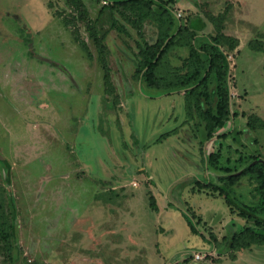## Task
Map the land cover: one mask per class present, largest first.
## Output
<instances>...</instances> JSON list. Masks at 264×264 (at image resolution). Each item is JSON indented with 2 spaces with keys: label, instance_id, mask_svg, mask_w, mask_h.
<instances>
[{
  "label": "rangeland",
  "instance_id": "1",
  "mask_svg": "<svg viewBox=\"0 0 264 264\" xmlns=\"http://www.w3.org/2000/svg\"><path fill=\"white\" fill-rule=\"evenodd\" d=\"M151 1L158 16L162 6L193 27L199 40L190 43L215 36L210 17L224 14L225 34L239 39L235 50L223 47L233 117L213 139L188 89H152L137 73L143 41L159 37L158 21L136 23L141 11L83 0L105 37L107 83L72 0H0V156L12 166L0 158V264H264V247L224 251L229 233L253 223L219 192L196 186L224 187L229 173L264 160V129L248 125L252 116L264 122V48H250L264 45V0ZM189 53L178 39L160 75L176 81ZM216 87L213 80L209 88ZM46 129L57 134L49 135V154ZM14 160L30 162L13 170ZM231 195L259 202L250 177Z\"/></svg>",
  "mask_w": 264,
  "mask_h": 264
},
{
  "label": "trees",
  "instance_id": "2",
  "mask_svg": "<svg viewBox=\"0 0 264 264\" xmlns=\"http://www.w3.org/2000/svg\"><path fill=\"white\" fill-rule=\"evenodd\" d=\"M97 1H103L108 5L112 4L117 8H129L135 14L137 11H141L136 23L147 21L149 18L159 22V37L156 42L150 44L146 40L143 41V47L140 51L141 60L137 73L145 81L147 86L152 89L170 91L188 89V95L191 100H194V106L198 114L206 121L208 139H213L219 127L230 122L233 117L230 92L231 62L229 56L224 52L223 47H227L230 51H233L239 46V39L225 34V14L222 17H210V22L215 26L216 35L206 36L204 42L196 45L188 42V39L193 42L199 40L196 31L193 32L190 30L193 27H190V25L185 27L178 24L171 9L162 6L160 7L162 14L158 16L159 13L151 7L153 3L151 0ZM72 3L80 14V18L87 23L89 36L100 52V60L105 69V79L108 83L110 79V68L107 64V51L104 43L105 37L100 36L95 22L90 19L88 9L83 3V0H72ZM137 7L139 8L137 9ZM197 27L199 29L205 28L203 25ZM120 30L123 31V29ZM178 39H185L186 45L190 49L189 57L186 60L187 72L179 75L176 81L168 82V79L161 76L159 71L170 49L177 43ZM81 44L84 48H87L84 42L81 41ZM254 46L252 45L250 48L261 50L264 48L263 44ZM213 80L217 84L215 91H211L209 88ZM203 98L210 106L207 110L204 109ZM215 99H217L216 108L213 106ZM187 106L188 115L192 118L191 102ZM248 125L253 130L264 129V122L260 118L253 116L249 118ZM220 137L224 138L225 134ZM218 159V154H212L210 156L209 164L211 167H218ZM245 177H250L257 183L259 202L256 206L238 203L231 195L233 187L238 185ZM222 180L225 183L224 187L217 186L212 182L203 181H198L196 186L200 190L206 189L219 192L220 195L224 196L225 202L231 210L236 211L240 218L253 223L246 225L241 232L229 233L224 238V251L241 252L249 250L254 246L264 247V160L260 157H253L244 169L229 173ZM152 208H155L153 204ZM187 220L192 232L200 235L201 233L196 229V226L189 217ZM209 241L214 245L217 244V239L214 236Z\"/></svg>",
  "mask_w": 264,
  "mask_h": 264
},
{
  "label": "crops",
  "instance_id": "3",
  "mask_svg": "<svg viewBox=\"0 0 264 264\" xmlns=\"http://www.w3.org/2000/svg\"><path fill=\"white\" fill-rule=\"evenodd\" d=\"M57 119V118H56ZM49 127H52V125L50 124V126ZM48 129V128H47ZM45 130V131H47V136L48 137H46V141H44V142H46V147H47V150H45L46 151V153H51L52 151H53V149H54V142H53V139H50V136L49 135H52V136H56L57 137V134H56V132L55 133H53L52 131H51V129H49V130ZM53 130V129H52ZM18 151H20V150H18ZM17 153V152H16ZM19 154V153H18ZM21 156V157H20ZM25 156V155H24ZM0 157H2V156H0ZM18 157H20V160H23L24 158H26V157H23V155L22 154H20ZM2 160H3V164L5 165L6 164V166L8 167V168H10V170H11V165H10V163L8 162V161H6V158H4V157H2ZM21 161H17V160H14V161H12V163H14V166H13V170L14 169H16V168H22L23 167V165L25 164V163H28V162H30V161H26L25 160V162L24 163H20ZM103 161H102V158H100L99 160H98V164L100 165V167L102 166V163ZM16 167V168H15ZM79 168H82L81 166L79 167ZM12 170V171H13ZM89 171L91 172V174L92 175H94V178L95 179H91V180H93V182L95 183L96 182V180H98V177L95 175V173H94V171H93V169H90L89 168ZM99 181H102V180H99ZM97 184L99 183V182H96ZM97 189H100V192H103V191H106L103 187H100V188H97ZM95 200V199H94ZM97 203H98V201L96 200V205H97ZM97 207V206H96ZM90 210L92 211V208H90Z\"/></svg>",
  "mask_w": 264,
  "mask_h": 264
},
{
  "label": "built area",
  "instance_id": "4",
  "mask_svg": "<svg viewBox=\"0 0 264 264\" xmlns=\"http://www.w3.org/2000/svg\"><path fill=\"white\" fill-rule=\"evenodd\" d=\"M195 257H196V258H200V256H199V255H196Z\"/></svg>",
  "mask_w": 264,
  "mask_h": 264
},
{
  "label": "water",
  "instance_id": "5",
  "mask_svg": "<svg viewBox=\"0 0 264 264\" xmlns=\"http://www.w3.org/2000/svg\"><path fill=\"white\" fill-rule=\"evenodd\" d=\"M2 159V157H0Z\"/></svg>",
  "mask_w": 264,
  "mask_h": 264
}]
</instances>
